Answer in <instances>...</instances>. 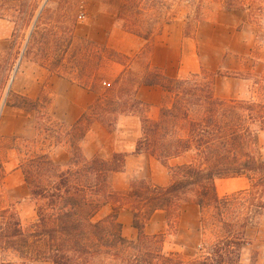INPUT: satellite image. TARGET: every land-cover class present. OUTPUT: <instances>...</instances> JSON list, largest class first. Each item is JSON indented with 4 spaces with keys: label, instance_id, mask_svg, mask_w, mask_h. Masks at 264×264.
<instances>
[{
    "label": "trees",
    "instance_id": "obj_1",
    "mask_svg": "<svg viewBox=\"0 0 264 264\" xmlns=\"http://www.w3.org/2000/svg\"><path fill=\"white\" fill-rule=\"evenodd\" d=\"M188 1L193 20L200 21L207 3ZM180 2L124 0V14L132 16L134 25L121 27L148 41L176 18ZM38 6L36 0H0V18L6 17L8 10L22 25H30ZM224 7L259 15L264 0H224ZM40 15L41 10L32 29ZM218 74L169 77L147 62L140 80L134 82L123 71L120 79L126 99L120 112L136 110L140 115V135L133 152L146 153L165 165L169 181L161 185L133 179L126 190H115L112 176L124 170L126 153L113 152L107 159L98 155L87 158L77 141L70 145L65 168L48 153L29 156L17 167L29 195L38 202L36 218L25 232L16 212L2 209L0 243L51 264H251L242 261L241 251L248 242V230L258 225L264 213V159L257 145L258 135L264 131V76L258 75L255 82L261 97L224 98L215 94L214 77ZM139 85L159 86L170 95L167 102H161L155 118L145 115L147 103L132 96L131 91ZM19 97L32 106L38 102ZM108 112L112 110L100 107L95 99L71 125L72 132L82 139L94 121L111 131ZM173 159L181 161L171 164ZM220 177H245L248 186L220 195L214 182ZM186 204L199 208L203 231H217L211 243H201L199 254L189 258L177 251H163L164 233L144 232L154 212L163 211L167 223L173 224ZM107 205L110 212L96 219ZM122 208L131 213L135 240L123 235L118 219Z\"/></svg>",
    "mask_w": 264,
    "mask_h": 264
},
{
    "label": "rangeland",
    "instance_id": "obj_2",
    "mask_svg": "<svg viewBox=\"0 0 264 264\" xmlns=\"http://www.w3.org/2000/svg\"><path fill=\"white\" fill-rule=\"evenodd\" d=\"M36 1L39 6L30 25H22L16 14L8 10L6 17L0 18V211L14 210L25 232L36 218L38 203L29 195L17 167L29 156L48 153L56 164L65 168L71 154L70 145L77 141L87 158L98 154L107 159L113 152L129 155V168L112 176L115 190H126L133 179L144 178L154 184L169 181L170 173L165 165L146 153L133 152L140 135V115L136 110L120 112L126 99L120 79L123 71L134 82L140 80L147 62L150 67L155 63L163 65L164 75L178 78L217 72L214 77L217 96H262L255 82L258 75L264 76V11L250 16L248 11L226 10L224 0H204L208 7L197 22L192 18L189 1L181 0L171 23L154 34L141 50L124 52L122 49L129 40L124 37L121 25H134L132 16L124 14V0ZM39 10L37 26L32 29ZM110 31L114 34L108 40ZM56 77L87 88L93 94V101L99 99L100 107L111 109L106 117L112 130L94 121L90 125L91 134L79 139L71 125L88 107L77 118L72 110L63 112L64 115L55 111L50 94L53 88L48 85ZM34 79H42L48 85L39 97L30 98L21 90ZM141 87H144V96L155 101L143 107L145 115L155 118L161 102H167L170 95L161 94L156 87L139 85L136 91H131L132 96L137 98L136 92ZM56 88L63 90L65 83ZM19 95L38 102L32 106L24 103ZM160 99V103L156 102ZM58 102L64 105L63 100ZM15 103L34 108L25 110ZM257 145L264 159V131L259 133ZM179 161L173 159L170 163ZM214 182L220 195L248 186L245 177H220ZM109 212L107 205L96 219ZM128 216L130 211L122 208L118 219L122 223ZM199 217V208L186 204L176 223H167L165 215L163 221L162 216L154 214L144 232L164 233L163 251H177L189 258L199 254L200 244L207 246L217 233L211 229L203 231ZM1 221L0 226H4ZM128 230L132 231L131 236ZM122 232L126 238L136 239L137 231L131 224ZM247 237L248 242L241 251L242 261L264 264V213L258 225L248 230ZM0 264L51 263L0 243Z\"/></svg>",
    "mask_w": 264,
    "mask_h": 264
},
{
    "label": "crops",
    "instance_id": "obj_3",
    "mask_svg": "<svg viewBox=\"0 0 264 264\" xmlns=\"http://www.w3.org/2000/svg\"><path fill=\"white\" fill-rule=\"evenodd\" d=\"M124 33H125L124 37H126L129 40V43L125 44L126 48L122 49V51H124V52L139 51L149 41V40L146 41L142 37L134 35V34L128 35V32L126 33V31H124ZM113 34H114V31H110L108 40H111ZM152 61H153V58H152ZM152 64H153V62H152ZM154 65L155 66H153V67H156L161 71L163 65H158L157 63H155ZM161 72H162V74H164L163 71H161ZM169 77H172V76H169ZM64 83H65V88L63 90H58L56 88V85L64 84ZM47 85L48 84H43L42 79H38V80L34 79L33 81H30L26 85V87L22 88L21 92H22V94H24L25 96H28L30 98H37L41 95L42 92H44V90L47 88ZM48 86L53 88V92L50 93V94H52V108H54V110L57 112L60 111L61 113H63V112L68 113L72 110L74 112L75 117L77 118L93 102V94L90 90H88L87 88H84L82 86H79V85L75 84L74 82L64 81L61 77L52 78L51 84H49ZM147 87H156L159 90V92H161V94H162V92H163V94L166 93L159 86H147ZM54 89L56 91H54ZM143 90H144V87H141L137 90V92H136L137 98L139 100L147 103V104L149 102L154 103L155 102L154 100H152V99L150 100L149 98H146L144 96V92H142ZM61 100L64 101L63 106H61L60 104L58 105V103H59L58 101H61ZM156 102L160 103L161 99L157 100ZM63 115H64V113H63ZM90 132H91V129H89L86 134H89ZM96 155H98V154H96ZM137 155H140V154H137ZM129 165H130L129 164V155H127L125 157V169L126 170H127V168H129ZM161 185H164V184H161ZM218 188L219 187H216L217 190H218ZM154 214H158L159 216H162L163 221L165 220L163 211L158 210V211L154 212L153 215ZM153 215L151 217H153ZM129 224H131V216H128L126 218V220H124L122 222V230L127 228L129 226ZM147 225L148 224L146 223L145 228H147ZM128 232H129L130 236L133 234L132 231L128 230Z\"/></svg>",
    "mask_w": 264,
    "mask_h": 264
}]
</instances>
